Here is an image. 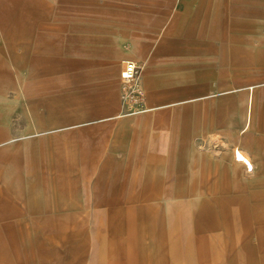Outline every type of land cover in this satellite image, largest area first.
Listing matches in <instances>:
<instances>
[{
    "label": "rangeland",
    "instance_id": "1",
    "mask_svg": "<svg viewBox=\"0 0 264 264\" xmlns=\"http://www.w3.org/2000/svg\"><path fill=\"white\" fill-rule=\"evenodd\" d=\"M220 4L254 11L223 13L222 44L177 19ZM124 61L143 112L121 109ZM251 88L264 141V0H0V264H264V172L189 145L240 138Z\"/></svg>",
    "mask_w": 264,
    "mask_h": 264
},
{
    "label": "crops",
    "instance_id": "2",
    "mask_svg": "<svg viewBox=\"0 0 264 264\" xmlns=\"http://www.w3.org/2000/svg\"><path fill=\"white\" fill-rule=\"evenodd\" d=\"M209 3H215V0H209ZM227 13H233L234 16L238 17L241 15L244 16H251L253 15L254 11L252 9H246L244 10L242 7L238 6L237 4L230 8L223 7L222 4L219 5V7L214 10L213 12L210 9H198L196 11H193V14L189 15L184 13L183 15H179L177 17L178 20L184 21V22H190L192 24H200L202 27L209 28L206 32H201V36L204 38H213L217 40L221 44L223 43V40L225 39V28L229 26L231 17L225 16ZM238 14V15H237ZM230 20V21H229ZM209 51L211 53H215L216 51H213V48H210ZM138 53V52H137ZM220 54H222V50L219 51ZM165 55L163 54V51L157 50L156 57ZM122 53L117 55V59H121ZM204 60V58H197L194 59L192 62V65L190 68L192 69H203L206 68L207 65L202 64L201 62ZM213 60V59H212ZM218 63L215 65V67L220 68L223 66V59L222 56L218 58ZM153 63L152 59L149 61V64L151 65ZM167 68H170V66H174V62H171L170 60H167ZM143 64V70L145 68L144 63ZM212 65V64H211ZM208 64V67L211 66ZM218 65V66H217ZM153 68V66H150L149 69ZM166 68V69H167ZM154 69V68H153ZM158 70V69H157ZM168 70V69H167ZM205 71V69H203ZM161 71V69H159ZM95 86V85H94ZM192 86V85H189ZM187 86V87H189ZM197 87H199L198 84H196ZM251 92L247 95V101H246V111H245V118H244V125L241 129L238 130L237 136H240V138L235 136H229L232 137L231 139L223 140L216 135V133L212 134L211 131H206V136L201 139V142L199 141H193L190 143V149L197 153V155H207L206 158H212L213 160H218L219 163L223 161L225 162L223 158V154H227V163L229 165L228 172L232 176H237L238 171H242V174L240 175L241 178H254L257 177V172H264V141L263 140H256L252 137H250V134L247 133V130L249 129L250 120H251V109H252V100H253V93L252 88L250 89ZM184 91V90H183ZM182 91V92H183ZM185 92V91H184ZM97 95L93 96V99H96ZM96 101V100H95ZM102 104L101 101L98 102L96 108L93 111L94 115H101L102 114ZM211 127V126H210ZM243 135V137H242ZM216 142V143H215ZM243 142V144H241ZM262 152H259V151ZM205 152V153H202ZM222 151H225V153H221ZM226 151L228 153H226ZM236 166V167H235ZM239 167V170H235V168ZM233 187H229V190ZM229 192H232L231 190ZM256 193V192H255ZM258 196H260L259 193H256ZM232 195V194H231ZM235 196L232 195L229 197V203L233 200H236L234 198ZM250 197L254 199V193L250 194ZM245 199L246 201L247 197L241 198ZM238 201V200H237ZM222 203V202H221Z\"/></svg>",
    "mask_w": 264,
    "mask_h": 264
},
{
    "label": "built area",
    "instance_id": "3",
    "mask_svg": "<svg viewBox=\"0 0 264 264\" xmlns=\"http://www.w3.org/2000/svg\"><path fill=\"white\" fill-rule=\"evenodd\" d=\"M143 64L124 61L120 72L119 100L121 109L127 113H140L146 110L145 96L138 78Z\"/></svg>",
    "mask_w": 264,
    "mask_h": 264
}]
</instances>
